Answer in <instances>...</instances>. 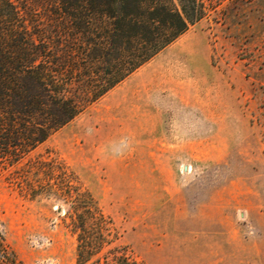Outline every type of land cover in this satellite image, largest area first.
<instances>
[{
	"label": "rangeland",
	"instance_id": "1",
	"mask_svg": "<svg viewBox=\"0 0 264 264\" xmlns=\"http://www.w3.org/2000/svg\"><path fill=\"white\" fill-rule=\"evenodd\" d=\"M198 1L199 20L90 102L104 66L82 62L56 0H0L6 56L44 51L38 91L80 107L33 148L0 151L5 264H76L99 227L101 261L264 264V0Z\"/></svg>",
	"mask_w": 264,
	"mask_h": 264
},
{
	"label": "trees",
	"instance_id": "2",
	"mask_svg": "<svg viewBox=\"0 0 264 264\" xmlns=\"http://www.w3.org/2000/svg\"><path fill=\"white\" fill-rule=\"evenodd\" d=\"M56 0L54 10L67 19L69 28L82 40V62L100 60L104 67L84 64L89 77L101 84L93 101L148 61L204 14L198 0ZM86 48V51H84ZM14 57L0 45V151L24 152L44 141L80 110L58 91H38L47 69L44 51L29 52L10 45ZM32 50V49H30ZM41 52V53H40ZM44 52V54H43ZM95 64V63H92ZM82 234L85 229L80 227ZM101 227L92 237L78 236L76 264H131L123 255L96 256L105 242ZM96 256V257H95ZM7 258L0 234V264ZM102 262V263H101Z\"/></svg>",
	"mask_w": 264,
	"mask_h": 264
}]
</instances>
